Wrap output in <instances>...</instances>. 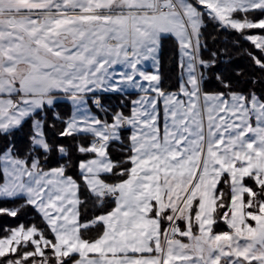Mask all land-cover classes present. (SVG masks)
I'll use <instances>...</instances> for the list:
<instances>
[{
    "label": "snow or ice",
    "instance_id": "1",
    "mask_svg": "<svg viewBox=\"0 0 264 264\" xmlns=\"http://www.w3.org/2000/svg\"><path fill=\"white\" fill-rule=\"evenodd\" d=\"M0 264H264V0H0Z\"/></svg>",
    "mask_w": 264,
    "mask_h": 264
}]
</instances>
